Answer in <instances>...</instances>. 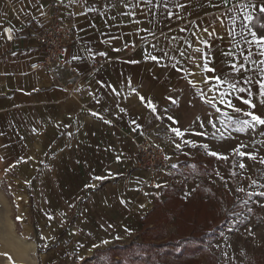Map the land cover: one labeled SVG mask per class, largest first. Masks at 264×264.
<instances>
[{
  "label": "crops",
  "instance_id": "1",
  "mask_svg": "<svg viewBox=\"0 0 264 264\" xmlns=\"http://www.w3.org/2000/svg\"><path fill=\"white\" fill-rule=\"evenodd\" d=\"M53 1L60 3L59 16L76 34L67 58L82 74L78 81L62 66L55 67L54 77L29 69L43 57L34 31L47 24ZM234 3L0 0V185L8 178L16 181L22 217L14 219L12 197L0 186V264H58L66 254L123 244L143 230L168 180L132 166L149 129H160L169 161L195 159L225 139L231 123L246 118L244 112L264 117L256 83L264 79L259 63L264 56L241 39L242 31L248 35L246 24L264 33L259 27L264 20L248 9L255 20L245 21L244 9L228 11ZM3 28L12 30L11 41ZM250 49L252 56L245 61ZM151 55L158 59L146 58ZM89 58L104 62L88 74ZM233 62L245 64L242 76L231 72ZM205 64L215 71L205 70ZM214 76L247 91L208 79ZM221 93L226 94L224 104ZM141 96L151 100L155 111ZM173 128L183 135L176 136Z\"/></svg>",
  "mask_w": 264,
  "mask_h": 264
},
{
  "label": "rangeland",
  "instance_id": "2",
  "mask_svg": "<svg viewBox=\"0 0 264 264\" xmlns=\"http://www.w3.org/2000/svg\"><path fill=\"white\" fill-rule=\"evenodd\" d=\"M239 128L236 122L231 123L225 139L217 140L214 148H204L195 159L170 160L164 175L168 180L158 192L163 205L152 216L156 222L124 243L152 238L154 243L167 239L193 243L200 236L202 247L174 264H264V196L260 195L264 192V164L260 163L264 159V125L243 131ZM7 180L0 186L11 195L14 219L20 220L16 206L19 188L15 180ZM30 186L25 185L28 192ZM34 235L38 238L37 230ZM183 245L176 246L178 254ZM87 254H66L58 264H106L111 252L84 263Z\"/></svg>",
  "mask_w": 264,
  "mask_h": 264
},
{
  "label": "built area",
  "instance_id": "3",
  "mask_svg": "<svg viewBox=\"0 0 264 264\" xmlns=\"http://www.w3.org/2000/svg\"><path fill=\"white\" fill-rule=\"evenodd\" d=\"M58 1H53V11L49 15L47 24L42 28H37L34 31L36 40L41 47L43 57L30 64L31 70H44L47 75L54 77L55 67L62 66L69 73L70 77H75L74 81H78L82 74L78 72L71 60L67 58L69 45L73 43L76 38V34L72 31V25L69 21L63 20L59 16ZM3 28L2 32L5 35V39L9 40L10 33L5 32ZM12 35V34H11ZM127 53L131 52V49L126 50ZM87 73L93 72L98 66L103 64L104 59L101 58H89ZM65 87L67 84H63ZM160 129L148 130L143 134V139L138 145V154L136 155L133 167L137 166L146 169L149 173H161L165 174L169 170V160L165 159V153L162 145L160 144L159 134ZM137 190H142L141 186L137 187Z\"/></svg>",
  "mask_w": 264,
  "mask_h": 264
},
{
  "label": "snow or ice",
  "instance_id": "4",
  "mask_svg": "<svg viewBox=\"0 0 264 264\" xmlns=\"http://www.w3.org/2000/svg\"><path fill=\"white\" fill-rule=\"evenodd\" d=\"M153 2V0H147V3L151 4ZM222 3L227 6L228 4V0H222ZM165 8H167V5H164ZM177 7H183V5H176ZM236 9H244L243 12V19L245 21L248 22H253L255 20V17L252 15V13L250 11H248V9H252L254 11H258L259 13H261V20H264V3H261L260 5H255V4H250V3H245V0H235V3L233 5L232 9H228V11H234ZM172 14L169 13V16H171ZM218 20H220V23L223 24V20L220 17H217ZM259 27L261 29H264V23H260ZM246 32H247V36L244 35L243 31L241 33V39L247 43L248 45L252 46L254 45L255 48L258 50L259 55L260 56H264V33H259L258 31L254 30L251 26V24H246L244 26ZM183 31V29H181ZM205 32H208L207 29H204ZM5 32L10 33L8 36V39L11 40L12 39V35L11 29H5ZM210 35H214L215 34V29H213V31L211 33H209ZM232 34V33H230ZM250 37V39L248 38ZM197 52H199V49H196ZM15 53H13L14 55ZM100 55H105L104 53H101ZM164 55H167V53H165ZM181 55L183 56L184 53H181ZM228 56H231L232 53L229 52L227 53ZM252 56V51L251 49L248 51L247 55L243 56V59L245 61L249 60V58ZM146 58H150L152 60H157L158 57L155 55H151V56H146ZM135 62V61H133ZM253 63H257L256 61H252ZM259 63L262 65L260 67V73L264 74V61H259ZM231 72L237 73L239 75H243L244 71L246 70L245 68V64L243 62H233L229 65ZM205 70L209 71V72H214L215 69L213 68H208L207 64L204 65ZM208 79H214L218 84H227V87L232 89L233 91H239V92H245L247 91V89L243 88V87H237V83H233L230 82V80L228 79H223L220 76H214V77H209ZM208 79H205L204 81H202L203 83L207 84ZM235 79V78H233ZM251 80L245 79V83H251ZM190 83H192L190 81ZM256 83L259 85V95L264 98V79H260L257 80ZM108 87L112 88V90L115 92L116 89L111 86L108 85ZM135 91V90H133ZM221 100L220 103L224 104L226 101L224 99V96L226 95L225 93H221ZM249 95H251V93L249 92ZM142 102H145L147 107H149L150 109H152L153 111H155V108L153 107L151 100H147L145 101V98L143 96L140 97ZM171 99V98H170ZM209 104H212L213 107H215V104H213V102L211 100L208 101ZM244 103L249 105L251 108H255L256 105L251 101V100H244ZM261 103L264 104V99H261ZM228 107H233L231 105L230 102H227ZM121 112H124L125 109L121 108L120 109ZM217 111H220L219 108H217ZM234 111L239 113L241 112L240 108H234ZM93 115H98L97 113H93ZM244 116L246 117L243 120H236L235 122L237 124L240 125V128L238 129L239 131H243L245 128H252L255 129L257 125H264V117L257 115L255 112L252 111H248V112H244ZM169 119H172L171 117H169ZM229 119H232V117H229ZM107 123V121H105ZM133 123H135V121H133ZM172 131L176 134V136H182L183 133L181 132V130L177 129V128H173ZM177 148H179V144L176 145ZM243 154V153H242ZM211 155H217L216 153H211ZM252 159H256L255 156H251ZM119 159V158H118ZM165 159L167 160L168 157H165ZM260 163L264 164V159H261ZM240 167L243 168L244 164H240ZM96 179H101L100 177H97ZM242 191V189H241ZM261 196H264V192L260 193ZM123 203V201H122ZM106 243V242H105Z\"/></svg>",
  "mask_w": 264,
  "mask_h": 264
},
{
  "label": "trees",
  "instance_id": "5",
  "mask_svg": "<svg viewBox=\"0 0 264 264\" xmlns=\"http://www.w3.org/2000/svg\"><path fill=\"white\" fill-rule=\"evenodd\" d=\"M155 207L151 210V213L148 217L147 222L143 226V230L148 229V225H152L156 222L157 218L152 216L155 214L157 209H160L163 203L160 200L155 201ZM153 227V225H152ZM151 227V228H152ZM133 241L130 243L115 244L109 246L105 249H96L94 253L90 256L83 257L84 263L94 260L95 257L101 254L111 252L110 258L105 261L106 264H158L157 261L162 264H174L175 262H181L183 259H187L188 255L186 253H194L193 249L202 247L201 237H196L195 241L189 242V239H181L179 242H176L174 239H167L165 242H156L153 241ZM163 239V237L161 238ZM160 239V240H161ZM182 249L180 254L177 251V245H181ZM199 244V245H198ZM196 253V252H195ZM169 259V260H168Z\"/></svg>",
  "mask_w": 264,
  "mask_h": 264
},
{
  "label": "bare ground",
  "instance_id": "6",
  "mask_svg": "<svg viewBox=\"0 0 264 264\" xmlns=\"http://www.w3.org/2000/svg\"><path fill=\"white\" fill-rule=\"evenodd\" d=\"M7 264H16V263H13V262H10V261H9Z\"/></svg>",
  "mask_w": 264,
  "mask_h": 264
}]
</instances>
